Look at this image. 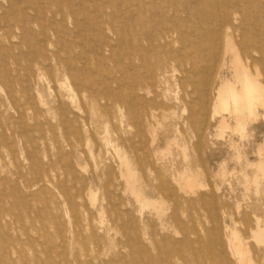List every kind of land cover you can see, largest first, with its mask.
<instances>
[{"label":"rangeland","instance_id":"rangeland-1","mask_svg":"<svg viewBox=\"0 0 264 264\" xmlns=\"http://www.w3.org/2000/svg\"><path fill=\"white\" fill-rule=\"evenodd\" d=\"M146 1L153 5V0ZM154 1L155 7L144 10L137 9L142 0H71L80 24L76 27L68 17V28L77 32L70 38L79 55L73 63L80 70H73L71 78L92 81L98 89L102 80L92 71L104 68L102 77L119 79L120 67L111 61L105 45H111L116 61H125L128 49L110 25L117 32L133 29L141 10L145 20L171 22V9L166 18L160 12L165 0ZM225 1V6L232 3ZM211 4L204 3L213 8ZM238 13L232 25L237 26L241 17L255 25L252 36L263 54L264 0L244 1ZM179 21L177 27L188 41L183 48L174 46V67L166 53L159 52L149 55L148 66L141 69L143 77L134 90L143 122L140 137L127 126L130 115L114 101L120 94L115 82L108 83L117 92L110 96L109 107L78 94L85 111L78 112L77 123L62 124L59 106L70 117L76 111L68 105L66 92L61 91L63 105L54 95L70 79L28 67L23 59L17 68L13 60L29 51L20 31L0 38V264H140L148 255L131 239L140 235L143 225L145 238L160 243L148 249L149 255L154 260L166 257L156 264H239L229 249L232 231L262 263L264 244L250 230L255 217L264 225V176L257 168L258 149L264 153V118L248 122L239 132L232 129V120L221 130L211 107L200 113L204 76H194V82L184 78L185 71L193 72L196 58L189 34L195 23ZM26 40L34 42L33 35ZM142 45L147 49L146 42ZM229 61L227 56L221 67L219 53L212 62L208 75L212 100L221 79L233 80ZM130 84L122 94L133 89ZM124 152L144 192L163 183L174 187L176 195L170 192L160 199L155 193L149 198L158 202L156 208L142 206L121 176L118 155ZM186 174L197 176L194 190L183 187ZM157 210L167 223L164 230ZM173 212L180 224L168 223Z\"/></svg>","mask_w":264,"mask_h":264},{"label":"bare ground","instance_id":"bare-ground-1","mask_svg":"<svg viewBox=\"0 0 264 264\" xmlns=\"http://www.w3.org/2000/svg\"><path fill=\"white\" fill-rule=\"evenodd\" d=\"M205 1H210L213 8L205 6ZM244 1L248 0H231V5L225 6V0H165V6L161 7L160 12L166 18L167 9H171V22L159 18L145 20L141 10L133 29L123 27L117 32L110 25V31L121 36L120 41L122 45H127L128 52L123 55L125 61H116L112 55L111 45L106 43L105 46L109 47L111 51V61L120 67L121 76L119 79L113 76L102 77L106 70L95 68L92 74L99 76L102 80V87L98 89L93 88L92 81L83 83L78 78H71L73 70L77 73L80 72L73 63L79 59V55L75 53L76 43L70 38L73 33L77 32L70 30L67 25L70 17L74 20L76 27L80 25L71 0H67L64 4L63 1L57 0H52V2L51 0H0V38L9 39L16 31H20L21 39L29 51L26 56L13 60L17 68L23 59L28 67L34 65L38 70L51 71L54 77L62 75L65 79H70L68 85L61 83V90L56 91L54 95L58 104L63 105L60 99L64 95L61 91L66 92L68 105L76 111V113L71 112L73 117H70L65 107L59 106L62 124L77 123L80 119L78 112L85 111V107L78 103V94L86 96L91 103H104L106 107H109L110 96L116 95L117 92L108 83L115 82L120 94L116 95L114 101L120 105L126 115H130L127 126L135 129L136 136L140 137L143 122L138 115L139 108L134 90L139 79L143 77L141 69L148 66L147 57L149 55L159 52L166 53L167 62L172 65V68L174 67L177 60L175 50H173L174 46L178 43L183 48L188 41L187 37L181 34L178 29V22L181 20L184 23L187 19V21L195 23L194 29L189 34L195 43L196 58L192 67L193 72L185 71L184 78L193 81V77L196 75L202 74L204 76L202 83H198L201 85L199 88L201 92L200 113L205 114L211 107V117L220 118L219 128L221 130L229 128L230 125L227 121L232 120L234 122L232 129L242 132L248 122L256 121L259 116L264 118V53L262 54L257 49L256 36H252L255 25L245 17H241L237 26L232 25V18L237 20L238 9ZM154 2L153 0V5H148L146 0H142L141 3L138 2L137 9H140L141 6L144 10L155 7L157 4ZM260 9L256 7L257 11ZM28 34L33 35L34 42L26 40ZM143 41L146 42L147 49L143 47ZM49 48L52 49L49 50ZM219 53L221 54V67L226 65V58L230 56L229 65L233 80L221 79L220 85L216 89V98L212 100L208 89V75L213 69L212 62L217 59ZM261 66L262 68H260ZM128 83H131L133 89L122 94L121 92L128 87ZM158 96L156 95V97ZM258 155L257 168L264 176V153L261 148L258 149ZM118 159L120 166L123 167L121 176L126 179L127 189L135 195L142 206L156 208L158 202L149 198V195L155 193L159 195L160 199L169 196L170 192L174 196L176 195L174 187L170 186L168 189L163 183L153 185L148 192H144V189L139 185L140 177L126 152L119 154ZM151 168L153 169L151 171H154V167L151 166ZM195 176L192 174L183 175V187L194 190L198 183L197 176ZM162 216L163 213L161 214L157 210L161 229L164 230L167 228V223L162 220ZM170 221L180 224V218L175 212L168 217V223ZM146 230V226L143 225L139 230L140 235L131 239V241L135 240L142 254L148 255L147 260H142L140 264L164 262L166 257H159L154 260L149 255L148 249L156 245L160 246V243L155 239L148 241L145 238ZM250 233L257 242L264 244V225L259 217H255V225ZM231 237L229 249L239 264H260L258 254L251 255L237 231H232ZM176 249L177 247L173 251L176 252ZM17 253L21 255L20 252ZM260 259L262 260L261 264H264V256Z\"/></svg>","mask_w":264,"mask_h":264}]
</instances>
